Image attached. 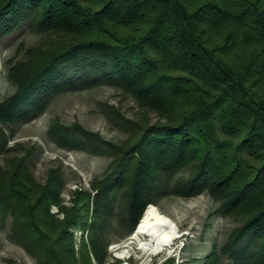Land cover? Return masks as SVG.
<instances>
[{"label": "trees", "instance_id": "obj_1", "mask_svg": "<svg viewBox=\"0 0 264 264\" xmlns=\"http://www.w3.org/2000/svg\"><path fill=\"white\" fill-rule=\"evenodd\" d=\"M24 23L44 38L10 69L0 125L30 120L54 94L99 84L130 94L139 116L107 111L128 133L120 144L50 126L58 145L114 158L68 208L60 171L38 183L29 152L10 156L0 130V228L10 219L9 239L35 264H117L106 241L113 196L130 235L157 197L206 192L242 223L203 264H264V0H0V39ZM182 169L188 177L171 184ZM71 227L82 232L77 243Z\"/></svg>", "mask_w": 264, "mask_h": 264}, {"label": "rangeland", "instance_id": "obj_2", "mask_svg": "<svg viewBox=\"0 0 264 264\" xmlns=\"http://www.w3.org/2000/svg\"><path fill=\"white\" fill-rule=\"evenodd\" d=\"M43 38V35L32 31L24 23L0 39V102L14 91L9 79L10 69L26 60L28 50L41 46ZM110 109L132 121L139 116L137 104L130 94L116 86L99 84L54 94L35 117L20 124L0 125V130L8 137L7 147L12 149L10 156H22L29 152V170L38 183L45 181L48 170L60 171L63 181L61 205L68 208L73 205L75 192L90 191L91 183L102 178L114 158L108 154L60 146L49 136L50 126L56 123L65 127L75 125L107 142L120 144L127 139L128 133L108 117L107 111ZM149 116L152 122L156 120L154 113ZM4 159L0 158L3 167ZM188 174L187 169L179 170L171 184L187 178ZM119 202V195L112 197L114 217L106 232L109 263L162 264L173 258L174 264H203V259L213 249L219 252L231 232L242 223L240 218L219 213V203L206 192L189 197L175 194L159 196L152 205L176 224L178 235L170 248L155 255L144 254L135 243L130 244L132 233L127 235L124 227L118 223L116 216L120 213ZM50 213L62 218L57 206L52 205ZM9 228L10 219H7L4 227L0 228V264H35L33 258L9 239ZM70 232L77 243L82 232L74 227L70 228ZM218 264L232 263L220 257Z\"/></svg>", "mask_w": 264, "mask_h": 264}, {"label": "bare ground", "instance_id": "obj_3", "mask_svg": "<svg viewBox=\"0 0 264 264\" xmlns=\"http://www.w3.org/2000/svg\"><path fill=\"white\" fill-rule=\"evenodd\" d=\"M177 235L176 224L156 206L149 205L130 237V244L135 243L137 249L144 254L155 255L170 248Z\"/></svg>", "mask_w": 264, "mask_h": 264}]
</instances>
